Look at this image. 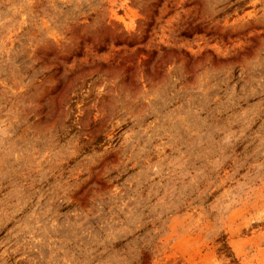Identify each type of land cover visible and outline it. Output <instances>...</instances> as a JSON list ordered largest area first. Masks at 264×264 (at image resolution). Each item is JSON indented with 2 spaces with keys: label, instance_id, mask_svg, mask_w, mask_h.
Here are the masks:
<instances>
[{
  "label": "rangeland",
  "instance_id": "374dc122",
  "mask_svg": "<svg viewBox=\"0 0 264 264\" xmlns=\"http://www.w3.org/2000/svg\"><path fill=\"white\" fill-rule=\"evenodd\" d=\"M0 264H264V0H0Z\"/></svg>",
  "mask_w": 264,
  "mask_h": 264
},
{
  "label": "trees",
  "instance_id": "16d2710c",
  "mask_svg": "<svg viewBox=\"0 0 264 264\" xmlns=\"http://www.w3.org/2000/svg\"><path fill=\"white\" fill-rule=\"evenodd\" d=\"M102 50H103V48H101V47L98 49V51H102ZM75 55L79 56L80 53H76ZM71 105H74V103L71 102ZM93 125L94 124L91 123L90 128H93ZM72 127H75V125H73ZM84 135L86 136V134H84ZM103 140H104V135L102 133H99V134L95 135L90 142H88L84 136L81 137L80 141L83 143V150L88 151V150L96 149V148H99L100 146H102ZM224 248H226V246L223 244V245H221V248H219L218 250L222 251V249H224Z\"/></svg>",
  "mask_w": 264,
  "mask_h": 264
}]
</instances>
